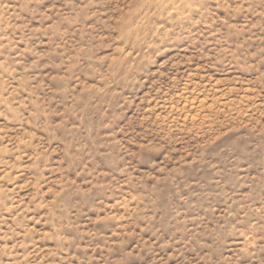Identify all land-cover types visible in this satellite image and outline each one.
<instances>
[{
	"label": "rangeland",
	"instance_id": "374dc122",
	"mask_svg": "<svg viewBox=\"0 0 264 264\" xmlns=\"http://www.w3.org/2000/svg\"><path fill=\"white\" fill-rule=\"evenodd\" d=\"M0 264H264V0H0Z\"/></svg>",
	"mask_w": 264,
	"mask_h": 264
}]
</instances>
